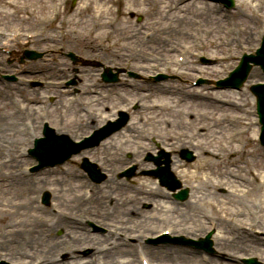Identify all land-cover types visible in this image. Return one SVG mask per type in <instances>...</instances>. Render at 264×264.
Masks as SVG:
<instances>
[{
  "label": "rangeland",
  "instance_id": "rangeland-1",
  "mask_svg": "<svg viewBox=\"0 0 264 264\" xmlns=\"http://www.w3.org/2000/svg\"><path fill=\"white\" fill-rule=\"evenodd\" d=\"M24 1L31 2V7H34L35 11L23 10L21 6ZM55 1L62 9L60 19L55 22L48 19V22L43 21L40 24V20L36 18L48 12L49 2L0 0L1 33L8 34L7 32L13 29L21 28L26 31L40 28L45 33L40 39L23 40L12 46L19 52L34 50L44 56L38 60H25L23 67L27 73L16 82L18 90L29 93L23 114L38 113L42 101L45 107L52 103V128L57 134L66 135L74 141L88 134L93 126L98 127L106 122L99 117L100 112L112 118L115 110L124 109L129 114L131 122L121 132L104 140L93 154L88 155L85 152L83 156H75L64 165L49 167L37 176L26 179L20 172L24 166H29L32 162L30 158L23 157V153L25 156V150L31 145L20 127L22 120L20 116L15 115L8 100L4 98L0 100V204L3 203L0 205V259L12 264H32V260L40 257L46 260L45 264H54L53 259L59 250L73 249L69 247L83 244L72 242L67 245L64 242L53 252L47 250L45 245L48 240L50 242L60 240L56 236L57 230H62L63 238H66L67 232L69 233L68 223L60 225L59 222L58 226L55 223L58 213L68 217L85 214L86 217L96 220L102 219L104 215L101 214L106 210V206L113 205L116 209L118 205V212L104 222L107 227L95 223L100 228L113 231V224L121 226L122 229L116 231V237L124 247L119 246L118 250L121 253L115 255L117 264L120 262L138 264L133 252L135 249H128L124 242L129 239L135 240L136 237L140 239L137 245L142 248L148 261L150 259L154 264H186L183 262V256L177 255L175 251L166 250L170 249L169 245L179 244L153 245L147 243L148 239L157 237L167 228H173L172 238L180 237L181 233H184L186 237L195 239L203 236L209 228L207 220L217 216L220 218L219 230L213 239L217 252L207 259L201 252L179 245L184 247L182 248L184 258L186 259L185 255L190 257L188 264H215L214 260L217 257L222 259L229 254L238 264L239 259L245 256H256L261 264H264V240L260 237L261 234L258 236V233L264 234V220L261 224H253L246 209L252 198L260 196V192L255 191L249 197H238L228 193L232 187L237 185L244 187L248 182L258 188L252 177L257 175L258 171H261V175L264 174V146L256 139L253 95L249 90L251 85L264 81V74L258 67L253 68L240 90H214L213 85L207 83L193 85L198 70L201 76L216 81L224 78L236 66L243 53L255 50L259 45L260 36L264 35V0H234L235 6L231 11L222 10L218 4L204 0H95L106 1L102 6L104 8L101 17H98L95 5L87 0H77L73 7L72 0ZM39 5H42V8ZM130 12L143 16L144 20L138 23L136 17L129 16ZM147 32H153L152 40H146ZM74 36H78L79 39H73ZM52 38L59 42H54ZM59 45H63L64 48L60 49ZM69 52L86 60H96L113 69L115 65H119L118 68L138 73L144 79L154 75L153 72L160 71L168 76H178L176 77L178 79L169 78L158 82L152 79L135 80L121 71L119 84L108 85L105 89L99 75L101 69L73 65L67 58ZM185 53L188 54L187 59L191 63L186 67H179L177 57ZM4 54L5 52L0 51L1 59ZM200 55L207 56L213 62L209 65L202 64L198 59ZM168 60L174 63L170 72L165 71ZM59 67L62 68L61 73ZM65 75L68 77L76 75L75 86L82 91V106L71 104L70 98L75 88H71L70 93H64L60 88L51 86L49 81L63 80ZM33 81L43 82L44 85L33 89L30 86V82ZM164 87L168 88L169 92H164ZM209 88L214 92L209 98L197 102L189 97L193 92L206 94ZM10 94H15V91L12 90L7 95ZM225 95L227 97H223ZM86 111L92 114L95 111L99 115L93 118L92 123L87 124ZM231 117L238 118L241 124L226 126V120ZM15 121L18 122L21 135L15 133ZM133 122H136V125H133ZM248 123L249 127L245 128ZM80 124L83 127L78 128ZM221 126L226 129L223 130ZM249 130L254 131V135L249 137L251 139L246 134ZM231 132L238 133L239 138L245 135L247 147L233 163H230L229 159L215 155L216 151L222 152L221 149L227 148L229 145L227 137ZM199 134L204 137H200ZM148 137L156 139L160 144L170 145L167 148L170 151V159L172 163L177 162L180 166L178 169L172 168V171L183 186H188L190 191L192 190L191 201L180 206L168 203L166 190L159 187L157 180L151 176L143 175L144 171L152 169L151 164L137 168L129 180L122 179L118 185L120 188L110 183L108 180L110 174L106 170L107 178L99 185H91L88 181L82 180L83 172L79 168L82 157L88 156L91 161H98L99 164V160L104 161L109 168L114 165L122 168L129 163L121 162L127 156L126 153L132 157V162L143 154L139 146L149 143L146 142ZM125 139H131L128 145L123 144ZM203 145L204 152L200 153ZM180 148L195 155L193 163L188 164L180 159ZM199 159L212 162V167L198 170L193 164ZM187 164V167L184 166ZM182 172H187L185 173L187 176ZM195 173L198 175L193 182L190 177ZM236 175L239 177L236 178ZM260 178L258 175V179ZM237 179L238 181H235ZM201 180L204 182L201 183ZM198 182L200 183L196 184ZM122 183L130 186L121 185ZM142 183L144 190L137 191L136 188L139 189ZM151 188L159 190L154 192H160L163 198L156 199L164 209H167L161 213L162 216H156V219L153 218L155 215L152 212L154 203L143 193ZM87 189L92 190L93 197L89 202H84L82 199ZM259 189L264 191V185ZM42 191H48L51 197V205L45 211L39 208V194ZM209 192L210 196L207 195ZM123 194L132 196L135 201L130 200L126 204L122 199ZM195 195L199 197H194ZM213 195L217 197L212 203L218 204V209L229 212L224 219L228 221L233 218L238 226L226 223L220 212L211 210L209 204ZM169 201L171 202L170 199ZM222 201L226 204H222ZM81 202L83 204H80ZM171 206L172 209L169 208ZM202 209L204 210L201 211ZM79 212L81 213L77 215ZM197 212L199 214L195 215ZM205 214L207 219L204 217ZM52 218L53 228L50 221ZM248 223L253 228H249ZM240 225L245 228H241ZM70 230L72 231V228ZM256 236L258 241L254 243ZM7 240L10 242L7 243ZM259 242L262 243L258 244ZM18 250H23L28 255L22 257ZM126 251H129V254H126ZM191 253H194L193 256ZM219 263L224 264L222 261ZM96 264L114 262L101 257Z\"/></svg>",
  "mask_w": 264,
  "mask_h": 264
},
{
  "label": "bare ground",
  "instance_id": "bare-ground-1",
  "mask_svg": "<svg viewBox=\"0 0 264 264\" xmlns=\"http://www.w3.org/2000/svg\"><path fill=\"white\" fill-rule=\"evenodd\" d=\"M87 1H89L91 4H94L95 5V8H96V12L99 14L98 15V17H101V14H102V11H103V8H102V6H104L105 5V3H106V1H101V2H96L95 0H87ZM3 3H5V1H3ZM32 6V4H31V2H27V1H24V4L21 6V8L23 9V10H29V11H35L33 8L34 7H31ZM3 7V6H2ZM39 7L40 8H42V5H39ZM33 9V10H32ZM36 13H37V11H36ZM46 14V13H45ZM43 17V16H42ZM71 34H73L72 32H71ZM41 35V34H40ZM73 39H75V40H78L79 39V37L78 36H74L73 37ZM17 54H12V56L15 58V59H17V56H16ZM163 91L164 92H169V90H168V88L166 89L165 87L163 88ZM212 93H214L213 92V89L212 88H209V90H207V93L206 94H202V93H200V92H193V93H191V95L189 96L191 99H193V100H195V101H201V100H203V99H206V98H209V96H211V94ZM223 97H227L226 95L225 96H223ZM216 101V100H215ZM190 116V115H189ZM87 120H88V122H89V120H90V122L93 120L92 119V116H90V117H88L87 118ZM87 123V122H86ZM133 125H136V122H133L132 123ZM81 127H83L82 126V124H80L79 126H78V128H81ZM221 128L224 130V129H226L224 126H221ZM14 129H15V133H17V134H21V131L19 130V128H18V123H16L15 125H14ZM13 130V129H12ZM199 136L201 137L202 136V138L204 137V135H200L199 134ZM199 137V138H200ZM206 137H207V135H206ZM130 143V141L129 140H125V144H129ZM124 144V143H123ZM129 148H132V147H129ZM128 149V148H127ZM246 149V148H245ZM244 151H246V150H244ZM134 152V151H133ZM202 152H204V145L203 146H201V149H200V153H202ZM206 152H207V150H206ZM211 154H213V153H211ZM215 155L217 156V153H215ZM236 155V157H237V153H236V151L233 149V151H229V152H226V154H224L223 156L224 157H227L228 159H229V162L230 163H233L234 162V156ZM213 163L212 162H208V161H202V160H200L199 159V161H197V162H195L194 164H193V166L195 167V168H197L198 170H202V169H205V168H207V167H212L211 165H212ZM176 167V169H178L180 166L179 165H177V162H174L173 163V169ZM260 172L261 171H258L257 173V175H255L254 177H253V179H256V178H258V175L261 177V181H259L258 182V188H260L261 186H263L264 185V174L263 175H261L260 174ZM183 173V172H182ZM184 175L186 176V174L184 173ZM196 175H198V173H195V174H193V175H191V180H194L193 182H195L196 180L194 179L195 177H196ZM239 177V175H236V178H238ZM209 182H210V180H208ZM235 181H238V179L237 180H235ZM202 182H204V181H202L201 180V183ZM206 182H207V180H206ZM0 183H1V181H0ZM200 182H198V183H196V184H199ZM220 183H222V182H220ZM249 185H251L249 182L247 183V185H245L244 187H241V185H237V186H234V187H232V191H233V194L234 195H236V196H239V193L240 192H242V196H244V195H248V197L250 196V193H252V192H255V191H259L260 192V196H259V201H260V203H261V207H260V214H264V206H262L263 204H264V191H262V190H258V188H254V191L253 190H250L249 188H248V186ZM143 187H144V185H143V183L142 184H140L139 185V189H137L136 188V190L137 191H139L140 189H142V190H144L143 189ZM208 187H210V185L208 184ZM207 187V188H208ZM211 187H213V186H211ZM116 188H120V186H116ZM208 190V189H207ZM154 191H159V190H157V189H153V188H151V189H149V190H145L143 193L146 195V197H150L151 199H152V202L154 203V207H153V210H152V212L154 213L153 215H155L153 218L154 219H156V216H162V212L164 211V210H167V209H164V206H162V205H160L159 204V200H157L156 198H160L161 200H162V198H163V196L161 195V193L160 192H154ZM133 192H135L136 193V191H133ZM197 193H199V192H197ZM230 193V192H229ZM210 192H209V194H207L208 196H210ZM123 195H126V194H123ZM230 195V194H229ZM197 195H195L194 197H196ZM197 197H199V196H197ZM215 197H217L216 195H213V197L212 198H210L211 199V203L209 204V206L211 207V209H213V207L216 205L215 203H212L213 202V200H215ZM234 199V198H233ZM230 200V199H229ZM232 200V199H231ZM133 201H135L134 199H133ZM233 201V200H232ZM236 201H240V200H238V199H236ZM251 202H253V201H251ZM126 204H128L127 203V201L125 202ZM80 204H82V203H80ZM172 204V203H171ZM222 204H226V203H224L223 201H222ZM0 205H3V203L2 204H0ZM188 205H191V204H188ZM218 205V204H217ZM118 206V205H117ZM116 206V209H119V207H117ZM115 206H112V208H114ZM209 207V208H210ZM78 209H80V208H78ZM227 209V208H226ZM123 210V209H122ZM204 209H202L201 211H203ZM124 211V210H123ZM223 214H224V216L225 217H227L228 215L227 214H229V212L227 211V210H223V211H221ZM197 214H199L198 212L197 213H195V215H197ZM255 214V213H254ZM105 216H107L106 214H104ZM126 215V214H125ZM126 216H128V215H126ZM257 216V215H256ZM198 217V216H197ZM258 217V216H257ZM255 218H253V220H254ZM258 219H259V217H258ZM223 220L224 221H226V223L228 222V223H230L231 225H233V224H235L234 222H233V220H232V218L230 219V220H225L224 218H223ZM63 222H64V220H61V223H60V225H62L63 224ZM260 224V223H259ZM69 226H72L70 223H69ZM229 226V225H228ZM74 227V226H73ZM64 237V235L60 238V239H62ZM66 238H63L62 240H59V241H52V242H50L49 240L46 242V245H45V247L46 248H48L47 250L50 252H53V250L56 248V247H58L59 245H61L62 243H64V242H66V244L67 245H69V243H71L72 241H76V242H84V241H89V242H91V243H93V247H92V249H93V255L95 254V252H96V250L98 251V252H100V253H102L103 255H99V256H102V258H107L109 261H112L113 260V262H114V264L116 263V257H115V255L117 254V253H119L120 251L117 249V248H115V247H117L119 244H113V246L112 247H110V248H108V250H109V252H107L108 250H102V249H99V248H101V245L103 244L102 243V241L101 240H99V239H97V238H91V237H89V236H85V234H83V235H79V236H75V235H73V236H71V235H66L65 236ZM258 241V238L257 237H254V243H256ZM7 243H9L10 242V240H7L6 241ZM262 242H259L258 244H261ZM8 246V245H7ZM113 248H115L114 250H112ZM3 249H7V248H3ZM111 250V251H110ZM166 250H168V251H170V252H173V251H175V252H177V255L179 254L180 256H183V262H185L186 264H188L189 263V261H190V257H188V256H186L185 255V257H186V259L184 258V251L182 250V248L181 249H175L174 247H170V249L169 248H166ZM107 252V253H106ZM113 252V253H112ZM121 253V252H120ZM186 253H187V251H186ZM126 254H129V252L128 251H126ZM193 254L194 253H191V255L193 256ZM92 259L93 258H91L90 260L88 259L87 261H85V263H83V264H88V263H90V262H92ZM220 261H222V262H224V264H234V259L232 258V256H229V257H223L222 259H219V258H216L215 260H214V262H215V264H217V263H219ZM203 263V262H202ZM67 264H72V263H67ZM90 264H96V262H93V263H90ZM117 264V263H116ZM120 264H124L123 262H120ZM126 264H131L130 262H128V263H126ZM220 264V263H219Z\"/></svg>",
  "mask_w": 264,
  "mask_h": 264
},
{
  "label": "water",
  "instance_id": "water-1",
  "mask_svg": "<svg viewBox=\"0 0 264 264\" xmlns=\"http://www.w3.org/2000/svg\"><path fill=\"white\" fill-rule=\"evenodd\" d=\"M221 1H224L225 3H227V4H231V2L232 1H230V0H221ZM254 59H258V61L262 64V65H264V57H257V58H254ZM244 66H248V64H247V62L244 64ZM242 71H245V69H244V67H243V64H242V66H241V68H240V72H242ZM245 75H243V77H244ZM240 85V84H239ZM41 153H44L43 151L41 152ZM43 156L46 158V156H47V154H43ZM167 178H172L173 179V176L171 175V174H169L168 176H167Z\"/></svg>",
  "mask_w": 264,
  "mask_h": 264
}]
</instances>
